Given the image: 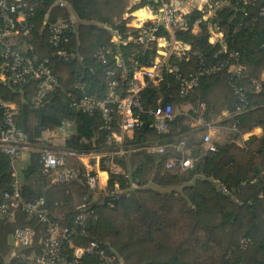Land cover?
<instances>
[{
  "label": "trees",
  "instance_id": "16d2710c",
  "mask_svg": "<svg viewBox=\"0 0 264 264\" xmlns=\"http://www.w3.org/2000/svg\"><path fill=\"white\" fill-rule=\"evenodd\" d=\"M25 1L33 6L34 13L28 18L30 34L22 44L27 43L40 59H48L57 84L38 104L26 99L27 91L35 92L37 81L31 82L29 88L1 85L2 96L16 104V125L28 134L30 143H38L43 131L56 128L63 119L70 120L75 128L65 139V148L81 152L105 150L108 134L118 131L117 113L112 111L111 127L104 128L99 113H85L72 105L84 94L102 98L107 92L106 67L96 52L101 48L111 50L106 65L115 70L116 91L123 96L131 59L149 64L155 45L134 40L125 45L111 42V33L105 26L123 33L136 32L123 19L129 0H63L62 6L58 0ZM147 2L141 0L132 9ZM200 15L193 9L185 18L191 25ZM62 18L70 19L73 26L67 42L61 45L66 56L56 54L46 28L49 21ZM210 26L222 33L221 42H209ZM158 33L165 32L160 29ZM176 37L191 49L186 55L170 58L175 74L187 77L200 67L226 62L243 67L240 78L235 80L222 66L216 73L200 76L198 84L181 95L176 75L164 72L161 82L142 91L144 122L125 137L126 152L115 158L123 162L127 176L110 173L102 158L99 169L107 171L108 178L99 193L86 184L82 175L66 182H52L33 152L19 171L21 196L24 200L43 197L47 216L67 229L73 244L97 241L112 255L111 264H264V0H224L212 17L199 23L197 32L182 30ZM230 51L238 53L236 59L229 56ZM115 54L119 55L120 67L116 66ZM234 82L245 88L248 104L242 111H237ZM255 83L261 85L257 91ZM158 100L171 104L175 112L163 134L150 126L151 116L147 113ZM223 110L230 116L216 122L222 129V138H214L216 150L206 152L201 146L204 128L193 129L191 117L202 113L204 119L214 123ZM257 126L262 128L260 135L240 141L243 134ZM179 140L184 141L187 156L194 159L193 166L185 170L166 167L168 158L182 156L172 146L161 154L146 148ZM68 166L83 172L76 159L69 158ZM11 180L10 161L2 156L0 199ZM82 208L93 213L83 226H76L74 219ZM25 226L35 230V237L32 246L21 252L39 253L45 227L33 216L20 212L13 222L0 219V263H17L16 258L9 257L12 245L8 237L15 228ZM242 240L246 241L244 245ZM60 257L64 264H73L72 247L66 241L60 247ZM79 261L100 264L95 254H86Z\"/></svg>",
  "mask_w": 264,
  "mask_h": 264
},
{
  "label": "built area",
  "instance_id": "2783aa9c",
  "mask_svg": "<svg viewBox=\"0 0 264 264\" xmlns=\"http://www.w3.org/2000/svg\"><path fill=\"white\" fill-rule=\"evenodd\" d=\"M141 0H134V5ZM148 2L132 9L128 6L123 19L125 24L136 29L135 34L120 32L113 26H105L111 33V42L117 45H125L128 41L134 40L139 44H154L155 55L149 64H140L137 60L131 59V73L125 81V94L120 96L116 91L118 81L115 78V70L108 63V56L111 53L109 48H101L96 52L97 59L105 65V76L108 79L107 92L100 98L94 94H84L72 105L85 113H99L102 118L103 127L110 128L112 123V111L117 113L118 131L110 132L106 138L105 150L81 152L64 147V141L73 132L75 126L72 121L63 119L59 125L51 130L42 132L38 143H30L28 134L19 128L14 115L17 107L14 101L6 100L0 91V160L2 156L9 159L12 168V180L8 190L1 194L0 199V219L5 222H13L18 213L23 212L36 218L43 223L45 234L40 238L41 249L39 253L21 252L32 246L35 230L30 226L17 227L9 235L12 238V250L9 257L16 258V264H64L65 260L60 257V247L66 241L72 247V263L79 264V259L86 254H95L100 264H111L112 255L108 254L99 246L95 240H90L85 244H73L67 237V229L47 216L45 200L37 197L32 200H24L20 193L19 171L26 164L31 153L35 152L39 156L43 171L46 172L52 182H66L84 176L86 184L93 190L99 188L101 183L100 161L105 158L110 173L127 176L123 163L116 161V157L123 156L126 152L124 139L133 133V130L142 126L144 120L141 114L146 113L143 109L140 97L142 91L149 85H157L163 80L164 72L176 73L170 67L169 60L172 56H183L190 51L188 43L179 40L176 33L182 30H191L195 33L200 22L212 17L216 8L223 4L224 0H147ZM248 2L249 0H242ZM59 5H64L63 0H58ZM193 9L201 12L191 25L188 24L185 15ZM139 11H144L145 15H138ZM33 6L25 0H0V86L10 88H29L31 82L37 81L35 92L27 91L26 99L31 104L40 103L48 92L56 86L57 80L48 65V59H40L35 53L30 51V46L22 44L23 39L29 36L31 27L28 23L29 16L33 15ZM49 32V41L56 47V54L66 56L68 53L61 47L67 42V34L73 29L70 19L62 18L49 21L46 24ZM163 29L164 34L158 33ZM210 33L216 32L215 27H209ZM219 32V31H217ZM222 35V34H221ZM211 37H208L209 42ZM221 42L220 40H216ZM222 50L226 51L223 45ZM238 53L230 51L229 56L237 58ZM116 66H121L119 55H113ZM223 67L234 75L237 80L241 76L242 66L239 64L210 65L200 67L196 72L187 77L175 74L179 80V93L187 94L199 81V77L204 74L216 73ZM83 87V84H77ZM255 90H259L261 85L254 84ZM234 92L238 96L237 111H242L248 104L245 88L242 85L233 83ZM203 108L204 104L201 103ZM151 116V127L158 134L168 131V125L175 117V112L171 104L160 103L147 111ZM193 129L204 128L201 134V146L206 152L216 150L214 143L213 123L204 119L202 113L192 116L189 122ZM184 141L178 143L156 144L147 148L150 152L164 153L167 146H172L182 156L178 159L170 157L166 160L167 168L177 167L185 170L193 166L194 159L187 156L188 151L184 150ZM76 159L83 167V172L68 166V159ZM107 172V171H106ZM108 173V172H107ZM264 176V168L262 170ZM108 178V177H107ZM107 182V180H106ZM115 184V188H117ZM105 187H103L104 189ZM224 192H228L221 187ZM98 190V189H97ZM93 211L82 208L74 219L76 226H83L84 222L92 216ZM74 229V228H73ZM242 240V244H245ZM9 258V259H11ZM0 264H12L0 263Z\"/></svg>",
  "mask_w": 264,
  "mask_h": 264
},
{
  "label": "crops",
  "instance_id": "0c3cea01",
  "mask_svg": "<svg viewBox=\"0 0 264 264\" xmlns=\"http://www.w3.org/2000/svg\"><path fill=\"white\" fill-rule=\"evenodd\" d=\"M134 3H135L134 0H129V5L130 6H133ZM126 10H127V8H126ZM141 12H142V15H145L144 11H141ZM123 16H124V14H123ZM197 31H198V28L195 29V32H197ZM221 34H222L221 32H217V31L209 33V36H212L211 37V41L215 42L216 40H220L222 38ZM229 116H230L229 112L227 110H223L221 112V114L217 117V119L214 120V123L211 121L213 123L212 125H213V133H214V138L215 139H221L222 138V129L219 128V125H217L216 122H218L219 120L225 119V118H227ZM261 133H262V128L261 127H259V126L254 127L250 132H247V133L243 134L240 141L246 140L250 135H260ZM99 172H100V177H101V183L99 184V188L103 190V187L106 186V180H107V177H108V173L106 171H101V170Z\"/></svg>",
  "mask_w": 264,
  "mask_h": 264
},
{
  "label": "water",
  "instance_id": "95a60500",
  "mask_svg": "<svg viewBox=\"0 0 264 264\" xmlns=\"http://www.w3.org/2000/svg\"><path fill=\"white\" fill-rule=\"evenodd\" d=\"M44 26H45V23L43 25V28H44ZM8 243H9V245L13 244L12 238L10 236L8 237Z\"/></svg>",
  "mask_w": 264,
  "mask_h": 264
},
{
  "label": "rangeland",
  "instance_id": "374dc122",
  "mask_svg": "<svg viewBox=\"0 0 264 264\" xmlns=\"http://www.w3.org/2000/svg\"><path fill=\"white\" fill-rule=\"evenodd\" d=\"M123 163V162H122ZM98 189V190H97ZM97 189H95L96 190V193H99L102 189H100V188H97ZM162 190H165V188H161Z\"/></svg>",
  "mask_w": 264,
  "mask_h": 264
},
{
  "label": "bare ground",
  "instance_id": "6f19581e",
  "mask_svg": "<svg viewBox=\"0 0 264 264\" xmlns=\"http://www.w3.org/2000/svg\"><path fill=\"white\" fill-rule=\"evenodd\" d=\"M138 15H142V12L140 11L139 13H138ZM143 16V15H142Z\"/></svg>",
  "mask_w": 264,
  "mask_h": 264
}]
</instances>
